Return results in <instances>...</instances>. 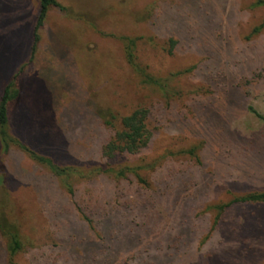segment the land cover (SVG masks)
Listing matches in <instances>:
<instances>
[{
	"label": "rangeland",
	"instance_id": "1",
	"mask_svg": "<svg viewBox=\"0 0 264 264\" xmlns=\"http://www.w3.org/2000/svg\"><path fill=\"white\" fill-rule=\"evenodd\" d=\"M55 1L35 31L38 0H0L8 134L67 169L0 145V264H264V201L232 202L264 192V5ZM137 108L148 144L104 155Z\"/></svg>",
	"mask_w": 264,
	"mask_h": 264
},
{
	"label": "trees",
	"instance_id": "2",
	"mask_svg": "<svg viewBox=\"0 0 264 264\" xmlns=\"http://www.w3.org/2000/svg\"><path fill=\"white\" fill-rule=\"evenodd\" d=\"M254 6L264 5V0H256L253 3ZM53 6H58L55 0H38V17L35 26V31L42 25L46 12ZM262 25V24H261ZM261 25L257 26L254 31H257ZM37 38V36H36ZM135 39H129L125 44V56L127 61L137 67L134 46ZM137 71L143 76V81L149 84H155L159 88H163V83L154 79L152 76L144 72L142 68L137 67ZM18 95L17 89H11V82H9L2 90L0 96V145L2 152H7L11 146L17 145L34 160L45 163L56 175H64L67 173L66 168H62L52 163L48 158L36 154L23 144L16 141L8 134V102ZM248 110L254 113L257 117L264 119V117L258 113L253 107L248 106ZM148 110L145 108H137L129 114L123 116L120 119L118 128L114 129L113 135L107 141L103 147V153L106 156H114L116 154H137L142 148H144L151 139L152 131L147 123ZM133 168L124 166L120 168L115 174L117 177H124L129 172H133ZM264 201V192L248 193L239 197H235L232 202H262ZM231 202V203H232ZM227 205H218L215 208L218 210V215L225 209ZM217 215V217H218ZM216 217V218H217ZM0 230L4 232L8 237L7 251L9 256L14 255L20 248L21 242L19 239V233L15 226L12 224L3 225L0 223Z\"/></svg>",
	"mask_w": 264,
	"mask_h": 264
}]
</instances>
